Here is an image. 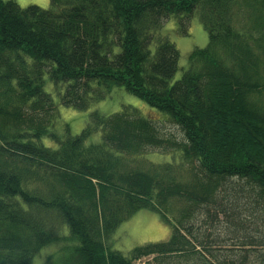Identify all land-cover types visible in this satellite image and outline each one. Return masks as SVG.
Wrapping results in <instances>:
<instances>
[{"label": "trees", "instance_id": "1", "mask_svg": "<svg viewBox=\"0 0 264 264\" xmlns=\"http://www.w3.org/2000/svg\"><path fill=\"white\" fill-rule=\"evenodd\" d=\"M50 1L44 10L0 0V264H33L58 244L60 264L182 254L194 248L188 224L203 207L236 219L232 204L249 203L264 225V0ZM195 16L208 46L172 83L180 52L165 23L175 18L187 36ZM49 83L64 89L60 101ZM116 88L166 114L185 141L165 140L130 106L89 113L80 134L61 125L60 105L85 112ZM149 148L179 154L147 167L130 161ZM141 210L168 223L169 240L129 257L111 250Z\"/></svg>", "mask_w": 264, "mask_h": 264}, {"label": "rangeland", "instance_id": "2", "mask_svg": "<svg viewBox=\"0 0 264 264\" xmlns=\"http://www.w3.org/2000/svg\"><path fill=\"white\" fill-rule=\"evenodd\" d=\"M21 8L37 6L44 10L51 8L50 0H14ZM178 21L175 18L165 23L163 34L180 52L179 69L172 83L179 80L188 68L189 55L196 48L203 49L208 46L209 37L200 20L195 16L188 28V35L178 33ZM56 101H60L64 89L52 83L46 86ZM59 104V102L57 103ZM60 105V104H59ZM137 109L142 116L154 121L160 136L165 140L181 143L185 141L184 135L169 117L151 107L141 99L128 94L124 89L116 88L111 96L95 104L88 111H78L62 105L59 107L61 125L69 124L72 134H80L88 122L89 113L98 111L103 115H112L122 111L124 107ZM62 126L58 130L62 131ZM99 135L93 137L91 142L99 140ZM47 146H55L49 139L43 140ZM177 148L154 149L149 148L141 156H130L134 165L147 167L150 162L164 164L177 157ZM179 154V153H178ZM238 218H226L218 210L203 207L188 224L192 229L193 239L190 238L194 248L189 247L182 254L168 255L164 259L155 260V256L143 258L134 264H218L219 261L246 260V264H264V246L254 247L250 241L264 242V225L257 219L261 216L259 210H252L249 203L232 204ZM255 211V215L251 212ZM233 215V214H232ZM171 228L164 222L160 215L150 211L141 210L121 224L110 240L111 250L119 251L129 257L133 249L148 244L166 242L171 236ZM262 232V236H260ZM62 244L44 248L35 258L33 264H60L64 257H57ZM59 254V253H58ZM55 258H58L55 261ZM55 261V262H54Z\"/></svg>", "mask_w": 264, "mask_h": 264}]
</instances>
